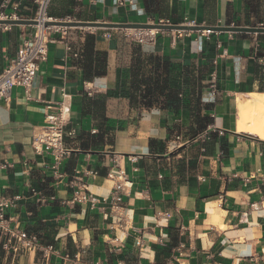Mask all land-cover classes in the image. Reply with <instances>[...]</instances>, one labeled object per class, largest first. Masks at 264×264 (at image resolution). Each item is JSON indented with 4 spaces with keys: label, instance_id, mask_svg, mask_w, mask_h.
<instances>
[{
    "label": "crops",
    "instance_id": "crops-1",
    "mask_svg": "<svg viewBox=\"0 0 264 264\" xmlns=\"http://www.w3.org/2000/svg\"><path fill=\"white\" fill-rule=\"evenodd\" d=\"M162 6L164 17H158L146 13L143 0H50L47 16L264 26V0L258 17H246L244 0H163ZM35 9L33 0H25L19 17L32 19ZM4 12L11 13L10 7ZM32 31V26L0 28V70ZM201 32H160L150 46L133 43L119 29L68 28L64 39L51 38L29 92L15 86L9 101H0V196L17 198L9 211L13 226L60 255L6 253L0 247V264H264L263 133L243 131L238 113L241 99L264 108V56L257 57L264 55L259 39L264 34L216 32L207 39ZM86 35L94 37L95 51L106 54L104 75L85 71ZM150 57L159 61L162 77V64L170 67L165 91L152 103L138 91L144 88L138 84L142 62ZM214 70L213 98L208 81ZM59 102L68 108V128L76 134L65 138L73 152L62 163L64 178L56 182L48 169L52 158L35 151L31 139L44 124L45 107ZM196 104L199 116L211 119L202 132L191 112ZM119 170L133 183L123 197L131 221L126 234L112 230L106 216L86 205L63 204L70 197L69 180L81 177L88 192L106 198ZM157 213L170 218L156 220ZM138 238L145 242L142 248L136 247Z\"/></svg>",
    "mask_w": 264,
    "mask_h": 264
},
{
    "label": "built area",
    "instance_id": "built-area-1",
    "mask_svg": "<svg viewBox=\"0 0 264 264\" xmlns=\"http://www.w3.org/2000/svg\"><path fill=\"white\" fill-rule=\"evenodd\" d=\"M25 0H3L0 5V19L2 20H16L21 19L19 12ZM36 5L35 14L32 18L36 22L32 26V33L25 40V42L18 48L15 58L0 70V101L8 102L12 88L15 86L21 87L25 93H28L33 80L38 73L40 66L47 59L48 45L54 35H59L64 39L68 28L45 26L46 22L54 21L55 19L47 16V7L50 0H33ZM122 5V2L118 3ZM10 7L11 13H5L4 9ZM58 21H72L69 18ZM147 24L171 25L169 21L157 20L155 22H148ZM180 25L194 26L193 22H187ZM0 28L9 29L10 26H1ZM256 28H264L262 24H257ZM129 32L128 37L133 43L150 46L154 45L157 35L163 30L157 29H138L126 30ZM177 32L179 36L182 34H189L190 31H173ZM201 34L205 38H209L212 32L202 31ZM219 49L220 46H217ZM68 53L73 58H77L78 54L73 52L70 46L66 47ZM209 95L216 96L217 92V73L212 71L209 75L208 81ZM85 92L91 96V89L84 86ZM44 124L33 132L31 145L35 151L44 152L52 158V163L48 169L52 179L60 182L65 174L61 171L63 161L71 155L73 150L65 145V138L74 137L75 129H69L70 118L69 110L64 102L54 104L53 107H45ZM204 135L198 137L203 138ZM114 185L110 194L106 198H99L86 188L83 178L74 177L67 182V186L71 190L70 197L63 204L68 206L86 205L88 208L100 215L106 216L111 221V229L118 230L126 234L130 219L124 214L123 197L129 195L133 187V183L126 179L124 173L119 170L116 175ZM30 193L38 197V201L42 202L43 197L40 192L31 188ZM17 198H6L0 196V247L6 253H24L31 250L39 251L44 258L50 255H60L59 251L52 246H41L38 238L35 235H28L25 231L13 226V219L9 216V211L16 207ZM156 220L168 219V213H157ZM141 233V232H140ZM144 240L138 238L136 240V247L142 248ZM67 258L68 256H64Z\"/></svg>",
    "mask_w": 264,
    "mask_h": 264
},
{
    "label": "trees",
    "instance_id": "trees-1",
    "mask_svg": "<svg viewBox=\"0 0 264 264\" xmlns=\"http://www.w3.org/2000/svg\"><path fill=\"white\" fill-rule=\"evenodd\" d=\"M2 0H0L1 3ZM144 7L147 14H157L158 17H164L165 8L162 6L163 0H143ZM245 9H246V17H250L251 15L258 17L259 16V6L260 0H244ZM264 36H259V39ZM94 37L92 35H86L85 45L83 48V58L85 61L84 68L87 73H93L94 75H104L106 72V54L102 52H97L93 48ZM264 56L262 53H258L257 57ZM148 66L151 67V72H146V68ZM159 61L156 58L150 57L147 60H143L141 66L140 80L138 81L139 86H144L143 90L138 88L140 92V99L144 100L145 98H149L148 102H153L157 99L159 94H162L165 91L168 78L167 74L170 72V67L163 63L161 68L163 72V76L159 73ZM159 73V74H158ZM138 86V87H139ZM264 91V89H263ZM158 93V94H157ZM169 96V95H168ZM207 107V106H205ZM194 120L197 124L198 131L202 132L206 130V126L211 119L207 117H200L201 110L199 109V105L196 104L195 108L191 110ZM1 254V252H0Z\"/></svg>",
    "mask_w": 264,
    "mask_h": 264
},
{
    "label": "water",
    "instance_id": "water-1",
    "mask_svg": "<svg viewBox=\"0 0 264 264\" xmlns=\"http://www.w3.org/2000/svg\"><path fill=\"white\" fill-rule=\"evenodd\" d=\"M36 22L32 19H16V20H2L0 19L1 26H34ZM45 26H56L63 28H104V29H119V30H138V29H157L163 31H209L216 32H230V33H252V34H264V28L256 27H230V26H204V25H159V24H141V23H126V24H114V23H100V22H81V21H49L45 23ZM249 137V135H246ZM255 139L254 137L250 136ZM258 140V139H257ZM260 141V140H258ZM263 142V141H260Z\"/></svg>",
    "mask_w": 264,
    "mask_h": 264
},
{
    "label": "bare ground",
    "instance_id": "bare-ground-1",
    "mask_svg": "<svg viewBox=\"0 0 264 264\" xmlns=\"http://www.w3.org/2000/svg\"><path fill=\"white\" fill-rule=\"evenodd\" d=\"M238 113L242 119L243 131L253 133L257 130L263 133L264 141V108L251 98L241 99L238 104Z\"/></svg>",
    "mask_w": 264,
    "mask_h": 264
}]
</instances>
